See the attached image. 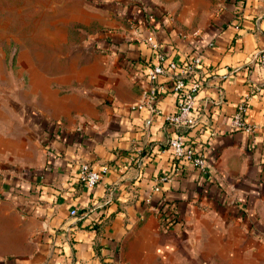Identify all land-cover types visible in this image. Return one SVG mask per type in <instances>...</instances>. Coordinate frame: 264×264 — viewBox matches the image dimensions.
<instances>
[{
    "label": "crops",
    "instance_id": "0c3cea01",
    "mask_svg": "<svg viewBox=\"0 0 264 264\" xmlns=\"http://www.w3.org/2000/svg\"><path fill=\"white\" fill-rule=\"evenodd\" d=\"M12 26L0 264H264V0H44ZM157 52L200 55L182 133L203 168L171 152L166 74L143 125ZM242 99L248 129L231 122ZM81 161L107 165L91 187Z\"/></svg>",
    "mask_w": 264,
    "mask_h": 264
},
{
    "label": "built area",
    "instance_id": "2783aa9c",
    "mask_svg": "<svg viewBox=\"0 0 264 264\" xmlns=\"http://www.w3.org/2000/svg\"><path fill=\"white\" fill-rule=\"evenodd\" d=\"M150 40L152 47L156 46V42ZM164 55L157 52L156 60L152 63L147 71L146 78L148 81V90L142 99L136 103L137 107H145L150 115L144 119L143 125H147L150 121V116L156 111L154 101L156 99V90L161 87V84H156V78L160 74H166L169 77V88L176 93L177 102L175 109L164 115L165 119L172 125L174 134L169 137L168 143L171 148L173 157L177 159H187L196 166L203 168L204 159L202 155L194 149L186 145L183 138V130L194 123V116L191 113L193 107L195 92L199 87V81L194 77L196 67L200 64V55L196 53L185 62H176L173 59H168L164 62ZM260 65L264 73V56L259 59ZM246 106V100L242 99L237 103L236 111L232 116V125L241 128H250V125L242 120V111ZM107 170L106 164H101L99 167H92L86 161H81L78 165V179L86 187L93 186ZM162 178H166L162 176ZM71 215L76 213L74 208L69 210Z\"/></svg>",
    "mask_w": 264,
    "mask_h": 264
},
{
    "label": "rangeland",
    "instance_id": "374dc122",
    "mask_svg": "<svg viewBox=\"0 0 264 264\" xmlns=\"http://www.w3.org/2000/svg\"><path fill=\"white\" fill-rule=\"evenodd\" d=\"M44 0H0V72L5 69H9V62L4 60L3 55L7 54L8 58L13 54L15 47L12 41L7 43L6 34L13 32V13L14 9H29L30 7H36L37 2H43ZM18 16V15H17ZM0 73V74H1Z\"/></svg>",
    "mask_w": 264,
    "mask_h": 264
}]
</instances>
